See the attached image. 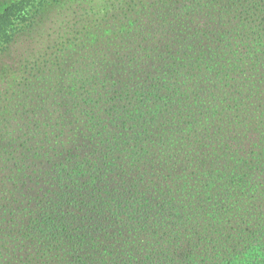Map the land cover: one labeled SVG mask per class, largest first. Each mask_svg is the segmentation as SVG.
Here are the masks:
<instances>
[{
  "label": "trees",
  "instance_id": "obj_1",
  "mask_svg": "<svg viewBox=\"0 0 264 264\" xmlns=\"http://www.w3.org/2000/svg\"><path fill=\"white\" fill-rule=\"evenodd\" d=\"M31 1H15L1 12L0 40L42 7L26 13ZM170 47L153 75L146 76L152 70L143 68L129 71L130 76L141 72L144 81L127 84L113 101L112 116L96 121L99 130L108 132L105 141L80 142L78 132L63 127L44 131L48 123L35 121V130L22 124V135L33 140L29 150L38 149L45 158L22 170L38 188L33 203L18 205L19 227L8 228L15 239L8 255L26 253L29 246L49 264H264V78L256 92L263 123H255L249 117L254 112L247 110L245 120L253 127L234 126L216 142L197 146L202 139L181 137V126L159 127L152 109L158 107L167 119L169 109L189 110L192 103L203 108L207 98L202 95L220 99V84L232 70L216 48L191 58L179 53L184 50L180 40ZM149 53L145 47L131 56L133 67L142 57L156 62ZM192 127L185 123L183 128ZM185 152L190 171L173 180L168 175ZM169 162L173 169L165 168L166 177L146 179L147 169ZM163 220L173 221L170 230L185 227L190 235L161 241L178 237L164 231ZM232 228L238 239L226 235ZM213 250L214 261L207 258Z\"/></svg>",
  "mask_w": 264,
  "mask_h": 264
},
{
  "label": "rangeland",
  "instance_id": "obj_2",
  "mask_svg": "<svg viewBox=\"0 0 264 264\" xmlns=\"http://www.w3.org/2000/svg\"><path fill=\"white\" fill-rule=\"evenodd\" d=\"M15 1L20 0H0V14ZM30 3L25 7L28 14L35 6L42 7L21 28L13 29L12 23L9 28L13 30L0 40V264H49L40 257L42 253L37 251L39 256L29 246L26 253L8 255L7 247L15 243L8 228L19 227L15 224L21 213L17 211L18 205L33 203L38 188L37 180L25 176L22 170L31 162L38 164L45 158L40 150H29L34 148L28 146L33 140L22 135V124L35 130V121L41 126L48 123L44 131L63 127L64 132L69 129L78 132L80 142L94 137L105 141L108 132L99 130L96 121L112 116L113 101L123 96L121 91L127 84L144 81L141 72L130 76L129 71L143 68L152 70L146 76L153 75L158 67H163L166 50L171 49L173 40H180L184 50L179 53L186 52L191 58L200 55V51L213 52L216 48L214 52L219 57L223 55L221 61L232 72L220 84V99L207 93L202 95L207 98L201 102L203 108H194L192 103L189 110L169 109L164 119V113L154 107L159 127L175 123V127L181 126L177 127L181 137L184 134L193 141L202 139L195 144L207 146L234 126H251L253 123L245 120L247 110L254 112L249 117H254L255 123H263L256 112L260 103L256 92L257 83L264 78V0H34ZM11 12L13 18L15 8ZM145 47L150 49L149 60L156 62L142 57L139 66L133 67L131 56L143 53ZM108 70L116 73L110 76ZM185 123L193 124L191 131L183 128ZM240 131L244 133L247 129ZM187 154L183 153L185 160L178 157L173 172L171 162L157 164L145 171L146 179L166 177V167L171 172L168 177L183 178L190 171ZM191 154L192 151L188 158H192ZM161 223L166 233L178 236L161 241L172 243L179 236L187 238L189 234L185 227L170 230L175 226L172 220ZM226 235L236 238L235 228ZM222 245L229 246L227 241ZM216 252L213 250L207 258L214 261Z\"/></svg>",
  "mask_w": 264,
  "mask_h": 264
}]
</instances>
